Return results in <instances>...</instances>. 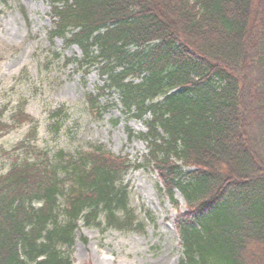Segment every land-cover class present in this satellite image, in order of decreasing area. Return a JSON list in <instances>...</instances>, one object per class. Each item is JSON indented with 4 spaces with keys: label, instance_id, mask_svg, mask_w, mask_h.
I'll return each mask as SVG.
<instances>
[{
    "label": "trees",
    "instance_id": "obj_1",
    "mask_svg": "<svg viewBox=\"0 0 264 264\" xmlns=\"http://www.w3.org/2000/svg\"><path fill=\"white\" fill-rule=\"evenodd\" d=\"M49 3L50 41L82 52L64 64L104 77L85 109L101 119V98L118 93L145 120L138 136L161 191L186 201L178 264H264V0ZM63 112L51 114L56 137ZM28 117L18 109L0 128ZM14 153L0 172V264H72L80 221L103 233L143 226L123 184L141 165L103 145L51 153L25 139Z\"/></svg>",
    "mask_w": 264,
    "mask_h": 264
},
{
    "label": "rangeland",
    "instance_id": "obj_2",
    "mask_svg": "<svg viewBox=\"0 0 264 264\" xmlns=\"http://www.w3.org/2000/svg\"><path fill=\"white\" fill-rule=\"evenodd\" d=\"M49 12L48 0H0V122L11 123L18 109L29 115L10 130L0 128V172L8 169L14 148L23 139L51 153L103 145L112 154L142 165L130 170L123 184L137 215L135 225L142 222L143 226L103 233L81 221L73 264H178L181 243L175 219L187 206L180 193L175 196L176 206L161 191L158 173L146 164V142L128 135L129 128L136 135L146 132L145 120L125 114L118 93L102 98L109 109L101 119L92 117L85 109V96L96 93L104 78L96 66L87 70L75 63L64 65L65 58H81L82 53L60 37L50 42ZM56 52L62 54L58 59L53 57ZM62 107V128L56 137L51 113ZM35 128L37 133L32 135Z\"/></svg>",
    "mask_w": 264,
    "mask_h": 264
}]
</instances>
